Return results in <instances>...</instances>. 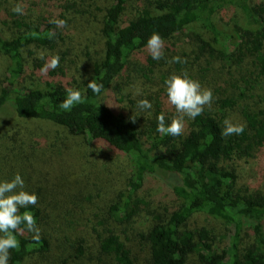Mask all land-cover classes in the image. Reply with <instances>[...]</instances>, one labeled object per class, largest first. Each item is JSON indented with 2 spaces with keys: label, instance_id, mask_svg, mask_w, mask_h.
<instances>
[{
  "label": "trees",
  "instance_id": "obj_1",
  "mask_svg": "<svg viewBox=\"0 0 264 264\" xmlns=\"http://www.w3.org/2000/svg\"><path fill=\"white\" fill-rule=\"evenodd\" d=\"M127 2L79 0L102 12V54L82 80L73 77L69 81L60 65L41 73L52 58L48 53L57 32L53 21L12 13V37L0 35V56L5 61L0 129L13 121L50 123L80 138L84 145L108 146L126 157L131 169L124 192L99 224L101 231L93 248L85 235L70 234L69 226L62 223L66 221L62 204H54L50 196L42 197L25 185V190L38 197L37 204L29 208L36 217L40 241L34 243L28 231L18 235L20 247L10 250L9 264H138L121 235L135 217L149 209L138 195L153 179L171 192L178 206L164 218L156 216V222L139 235L148 249L146 264H186L191 255L200 264H264V196L239 186L236 166L237 160L252 158L264 149V109L251 108L247 102L256 90L264 89V0H148L122 25ZM226 9L236 11L238 17L220 24L217 15ZM58 20H63L61 15ZM188 26L202 31L201 50L209 60L222 64L228 80L212 90L213 103L191 119L184 134L158 133L159 113L148 110L147 117L146 113L142 116L146 117L145 131L141 130L137 115L120 113L109 93L117 94L118 76L133 56L147 50L153 32L166 42ZM241 68L244 73L238 78L236 71ZM91 80L104 84L101 95L87 87ZM68 88H78L85 102L64 111L59 105ZM232 114L245 130L241 135L222 136L223 121ZM13 130L11 126L7 131ZM13 158L0 164V180H11L20 173L26 181ZM198 215L213 219L223 233L189 228L190 220Z\"/></svg>",
  "mask_w": 264,
  "mask_h": 264
},
{
  "label": "rangeland",
  "instance_id": "obj_2",
  "mask_svg": "<svg viewBox=\"0 0 264 264\" xmlns=\"http://www.w3.org/2000/svg\"><path fill=\"white\" fill-rule=\"evenodd\" d=\"M103 1L104 4L111 2ZM146 1L128 0L121 24L126 25L134 17L135 9ZM16 4L11 0H0V35L3 37H12L10 15ZM22 7L26 19L44 18L52 22L58 21L59 15L62 16L66 23L63 26L56 24L55 43L48 54L60 57L59 65L67 73L69 81L73 77L84 79L94 61L102 54L100 9L97 10L94 5H81L79 0H24ZM237 14L231 9L220 11L217 21L226 24L236 19ZM200 35L204 36L202 31L192 26L181 29L164 42L163 58L158 61L151 58L148 50L133 56L129 66L115 82L117 94L114 90L109 93V100H112L116 109L124 115H137L139 126L145 131L143 122L147 112L137 107L139 100L148 99L152 102L153 108L148 111L163 112L166 122L176 115L174 106L167 101L164 86L165 79L171 74L187 72L199 80L202 86L213 91L224 86V81L228 79L225 71L221 70L222 64L207 58L201 50ZM175 56L181 57L186 63H173L172 57ZM4 69L5 61L0 56V80ZM236 72L239 78L244 70L241 68ZM247 102L251 108L264 109V89L256 90L253 98ZM145 113L146 117H142ZM229 119L239 123L236 114H232ZM13 122L0 129V164L8 163L6 160L14 157L18 172L26 178L25 185L41 196H50L54 204H62L60 207L66 213V221L62 223L69 226L70 234L85 235L89 247L93 248L101 231L99 224L106 219L109 207L116 203L118 196L125 190L131 174L128 160L104 144L84 145L80 138L50 123ZM190 123L191 119L185 117L182 134L189 129ZM11 126L15 130L7 131ZM236 166L239 186L264 196V149L256 152L252 158L237 160ZM6 170L7 174L10 173V166ZM138 196L147 202L149 209L135 217L123 229L121 237L126 247L138 258V264H142V261L146 264L148 249L139 235L156 222V216L164 218L178 206V202L157 179L148 181L147 187ZM188 227H207L217 235L223 233L218 223L206 215L193 217ZM39 263L44 264L41 261ZM186 264L200 263L195 255H191Z\"/></svg>",
  "mask_w": 264,
  "mask_h": 264
},
{
  "label": "clouds",
  "instance_id": "obj_3",
  "mask_svg": "<svg viewBox=\"0 0 264 264\" xmlns=\"http://www.w3.org/2000/svg\"><path fill=\"white\" fill-rule=\"evenodd\" d=\"M17 15L24 14V8L17 3L12 8ZM57 26L65 25L66 21H53ZM146 48L153 60L163 58L164 40L157 32H153L147 40ZM173 63H186L179 56L172 57ZM60 57L53 56L41 68V73L46 74L49 68L59 66ZM167 101L174 106L176 115L166 122L165 115L161 112L157 116L156 131L164 136H180L184 128V118L195 119L203 114L205 106H211L214 100L212 89L202 86L199 80L192 78L187 72L173 73L164 81ZM87 87L96 95L104 91V84L91 80ZM85 102L84 95L78 88H68L66 98L59 107L64 111H71L76 105ZM141 110H151L152 102L141 99L137 102ZM222 136L241 135L245 130L243 124L233 123L230 119L223 121ZM38 197L35 192L25 190V181L20 173H16L11 180H0V264H9L10 250H18L20 241L18 235L24 231L33 233L34 243L40 241V229L37 220L29 206L37 204ZM20 209H24L23 212Z\"/></svg>",
  "mask_w": 264,
  "mask_h": 264
}]
</instances>
